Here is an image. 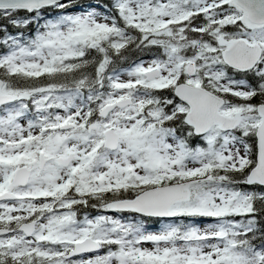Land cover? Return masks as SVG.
Wrapping results in <instances>:
<instances>
[{
    "label": "snow or ice",
    "instance_id": "obj_1",
    "mask_svg": "<svg viewBox=\"0 0 264 264\" xmlns=\"http://www.w3.org/2000/svg\"><path fill=\"white\" fill-rule=\"evenodd\" d=\"M0 264H264V0H0Z\"/></svg>",
    "mask_w": 264,
    "mask_h": 264
}]
</instances>
